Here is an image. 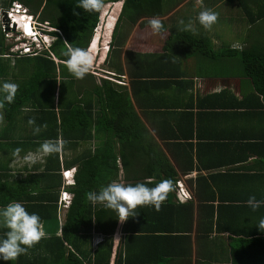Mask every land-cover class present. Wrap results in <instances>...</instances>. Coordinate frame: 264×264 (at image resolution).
<instances>
[{
  "label": "crops",
  "instance_id": "crops-1",
  "mask_svg": "<svg viewBox=\"0 0 264 264\" xmlns=\"http://www.w3.org/2000/svg\"><path fill=\"white\" fill-rule=\"evenodd\" d=\"M221 5L223 12L218 13L217 22L205 30L197 20L199 12ZM181 8V17H167ZM161 9L163 17L157 18L166 30L161 35H151L148 25L135 23L120 51L111 49L102 63L106 52L100 57L99 71L102 67L101 72L109 75L112 89L121 94L128 112L124 130L128 140L124 164L116 159L115 177L109 176L102 184L94 172L98 184L94 182L90 191L98 192L112 181L135 185L152 180L148 186L154 187L164 179L173 180L174 191L160 211L138 207V215L123 224L115 212L106 211L108 218L102 228L95 216L96 212L101 215L103 207L90 203L95 212L90 214L89 228L69 232L65 227L62 231L70 202L63 207L59 191L69 192L72 199L74 175H84L82 161L110 133L94 123L90 136L84 130L78 136L68 133L43 138L41 132L33 135L32 126L20 114L25 109L11 121L4 117L0 123V185L7 189L0 187V200L20 202L29 214L41 211L47 218L41 221L45 237L27 255L15 261L0 259V264H38L43 248L65 254L73 252L74 245L82 264H87L85 254L91 256L104 239L110 243L107 264H230L231 239L242 235L239 229L246 230L247 219L264 218V209L252 211L246 204L250 196L264 200V101L244 75L240 61L241 51L264 44V32L258 29L264 20H253L264 11V0H202V6L196 0H161ZM191 9L197 15L185 14ZM181 19L184 25L179 23ZM3 58L1 55L0 85L20 84L28 73L22 74L14 64L9 67ZM96 74L75 78L78 98L84 94L86 100L88 91L100 86L105 77ZM57 90L55 84L51 102L58 124V112H64L71 90L62 89L60 108ZM101 105H93L95 122ZM57 139L67 141L65 150L41 157L40 145ZM17 148L21 149L18 156L14 155ZM29 155L36 157L34 165L25 159ZM44 165L48 170H43ZM71 168L72 182L63 187L61 171ZM178 185L187 192L186 197L177 195ZM33 201L46 207H30ZM234 225L238 233L231 230ZM6 231L0 223V239Z\"/></svg>",
  "mask_w": 264,
  "mask_h": 264
},
{
  "label": "trees",
  "instance_id": "trees-1",
  "mask_svg": "<svg viewBox=\"0 0 264 264\" xmlns=\"http://www.w3.org/2000/svg\"><path fill=\"white\" fill-rule=\"evenodd\" d=\"M13 1H20V3L35 10L41 6L39 14L41 13L42 15L40 20L45 21L55 31L49 32L54 36V39L47 50L40 52V54L23 57L26 58V61H23L25 63L14 64L15 67L20 69L22 74H28L18 84L19 89L15 102L11 105L5 104L3 109L4 117L11 121L14 114L20 113L22 112L21 110L25 109V112L20 113L24 115V119L35 118L36 125H44V123L47 125L40 134L43 138L62 137L68 133L78 136L77 133L84 130L87 131V136H90V129L94 128V123L98 124L107 134L110 133L106 135L93 153L82 161L84 175H74L73 197L69 204L66 224L61 228L64 231L66 227L69 232H75L79 228L88 229L91 224L90 214L95 211H91L86 193L94 188V182L98 184V178L97 180L93 179V174L96 172L97 176L101 178L102 184L105 183L104 180L109 178V176L110 179H113L116 171V159L119 158L121 165L125 162V146L128 140L124 132L128 112L123 107L124 101L121 99V94H117L112 89L111 85L113 83L107 79H101L99 87L96 86V89L92 87L88 91L86 100L84 99V94L78 98V93L74 88L75 78L68 72L64 63L67 57L63 55V52L67 49L68 43L72 47L86 48L92 29L97 23L98 13H88L76 7L78 0H0V6L5 10ZM115 1L119 0H104V4ZM43 13L46 16H43ZM74 13H78V15ZM162 14L161 0H122L120 11L116 16L110 33L109 49L114 48L116 52L120 51L133 24L138 23L139 26L148 25V20H146L148 17H160ZM258 19L264 20V11H259L253 20ZM107 21H109V24L113 22L110 19ZM122 24L125 29L120 31ZM97 30L100 32L99 28ZM188 39L189 42L193 41L190 38ZM201 40L204 41V38H201ZM99 43L94 42V48H96V45L99 46ZM92 44H89V46H92ZM8 48L9 45L3 43V37L0 33V56L8 54ZM92 50L90 51L91 54ZM108 53H106V57ZM52 56L58 61L55 62ZM240 61L244 75L250 79L254 90L264 101V44L258 43L241 51ZM56 77H58L57 81ZM55 84L58 86L57 102L59 108L62 105H60L62 89L69 87L71 90V97L64 103L65 106L67 105L63 108L64 112L62 114L61 111L58 112V124L55 122L53 103L51 102ZM92 100L94 101L93 103ZM95 102L102 103V109L99 114L97 113L96 122L92 112ZM115 143L117 147H115ZM43 170H48L47 165L43 166ZM0 187L5 191L7 189L5 184L4 186L0 185ZM24 198L26 199V197ZM22 201L25 202V200ZM10 202L9 198L0 200V206H6ZM33 206L46 207L35 202L30 207ZM260 208L263 210L264 205ZM106 211L108 210L103 208L101 215L96 212L95 219L101 228L105 222L104 218L106 216L108 218ZM37 213H39L41 221H46L47 217L44 213L41 211ZM114 216L116 217V214ZM115 217L111 220L112 227L107 231L109 234L112 233ZM256 220L257 223H255ZM259 220L247 219L246 230L241 227L239 233L242 232V235L238 234L236 238L231 239L230 264H264V232H260L257 228ZM232 228V231L238 233L236 225ZM64 236L66 238L65 234ZM52 239L58 241L60 245L62 244L61 239L58 237L53 236ZM47 240L44 243H47ZM70 240L73 243L74 237ZM74 247L75 250L73 252L68 250L65 254L63 250L53 252L50 248H43L44 251L39 255L38 260L41 264H82L81 259L78 258L80 251L75 245ZM109 254L110 243L104 239L91 256L90 254H85V258L88 257L86 263L107 264ZM39 262L37 263L39 264Z\"/></svg>",
  "mask_w": 264,
  "mask_h": 264
},
{
  "label": "clouds",
  "instance_id": "clouds-1",
  "mask_svg": "<svg viewBox=\"0 0 264 264\" xmlns=\"http://www.w3.org/2000/svg\"><path fill=\"white\" fill-rule=\"evenodd\" d=\"M16 2L21 5L17 10L13 9L12 12H9L12 6L11 4V6L4 11L6 23L11 25L12 31L16 34V39L14 40L16 43L8 48V55L20 53L23 48L22 43L27 44L33 50L40 49V52L47 50L54 39V36L49 32L55 31V29L47 24L50 27L48 31L41 29L40 34L36 32L32 25V14H26L25 7L20 2ZM111 3L113 4V2ZM196 4L197 6H202V0H196ZM76 7L88 13H98V20L100 12L104 8V0H78ZM74 14L78 15V13ZM14 16L20 17L21 22L18 23ZM197 20L205 30H211L212 26L218 20V13L204 8L199 12ZM179 23L184 25V20L181 19ZM147 24L151 30V35H161L166 31L163 22L157 17L149 19ZM96 27L97 25L92 29L89 40L92 38L94 34L93 30ZM188 27L190 28L191 24H189ZM11 36L13 35L11 34L9 37ZM109 41L108 46L105 47V51L108 49L107 52L110 50ZM37 45H40V48H37ZM12 49L14 50L12 51ZM86 49L87 46L85 49H82L79 47H72L71 44L68 43L67 49L63 52V55L67 57L64 61L65 66L68 72L76 79L85 78V76L93 70L95 57ZM105 60L106 54L101 63ZM96 67H99L97 63ZM105 79L109 80L107 77H105ZM18 89L19 85L12 82H3L2 85H0V94H2V96H0V110L5 108V104L11 105L15 102ZM3 121L4 114L0 111V123H3ZM27 123L29 126H32L33 135H38L42 129L47 127L46 124L36 125L35 118H30ZM66 144L67 141H63L62 139H57L55 141L46 140L40 145L38 153L41 157L58 154L65 150ZM20 152L21 149L17 148L14 150V155L18 156ZM25 159L33 165L37 162L36 157L32 155H29ZM71 173L73 177V168ZM150 183H153V181L149 180L148 183H136L135 185L112 181L106 186H102L98 192L90 191L86 193V197L93 205L98 204L106 210L115 212L118 222L123 224L130 217L138 215L136 211L138 207L151 206L155 211H160L168 194L174 191V182L171 179L161 180L159 183H156L154 187H149L148 184ZM66 185L67 184L64 183L63 187ZM246 204L252 211H256L264 205V200H257L255 196H250ZM0 223L7 229L4 233V238L0 239V259L3 261H15L20 255H27L29 250L38 244L46 235L39 215L35 213L29 214L20 202H11L3 209H0ZM257 228L260 232H264V218L259 220Z\"/></svg>",
  "mask_w": 264,
  "mask_h": 264
},
{
  "label": "rangeland",
  "instance_id": "rangeland-1",
  "mask_svg": "<svg viewBox=\"0 0 264 264\" xmlns=\"http://www.w3.org/2000/svg\"><path fill=\"white\" fill-rule=\"evenodd\" d=\"M21 4L25 7L24 9H25L26 14L27 13L32 14V17H33L32 25H33V28L36 30V32H38L40 34L41 29L46 30V31H48L50 29V27L46 24L45 21L40 20L41 15H42L41 13L39 14L41 6L38 7L37 10H35V9L30 8V6L24 5L23 3H21ZM121 4H122V0H121ZM10 6H11V3L9 4V6L5 10H7ZM186 6H187V4L184 7H186ZM221 7H222V5L214 8V9H211V10L215 13H220V12L222 13L223 11H222ZM120 8H121L120 4L115 5V4H112L111 2H108V3L104 4V8L101 11L102 13H101L100 19L98 17L96 25L100 29V32L97 29L95 30L94 34L92 35V39L89 43V44H92V43L93 44H92V46H88L86 49L89 52L93 49L92 55L95 57L94 67H93V70L90 72L91 74L97 73L96 75L100 74V75H102V77H108L109 78L108 74L101 72V70L103 69L102 67H100L101 68L100 71H99V67H98V70H96L97 69L96 63L97 64L99 63V61L101 60V58H100L101 55H104L105 52L107 51V50L105 51V47H107L108 35H110V31L112 29L115 17L117 15V13L120 11ZM183 8H181L179 11L171 12L167 17L168 18H174V16L181 17V10H183ZM5 10H3L2 7L0 6V33L2 34V37H3V43L6 45H9V47H10L16 43V41H14L16 39V37H15L16 34L12 31L13 29L11 28V25L6 23V16L4 15ZM186 13L187 14L190 13L191 15H194V13H195V15H197L196 11H193L192 9L189 11H185V14ZM43 16H46V15L43 13ZM142 17H144V16H142ZM109 19L111 21L113 20L112 24H109V21H107ZM120 23H122V21H120ZM124 29L125 28L123 27V24H122L120 26L119 30L123 31ZM258 29H260L264 32V21L261 22L260 25H258ZM221 30H222V27H221ZM218 32L221 33V31H218ZM11 34L13 36L9 37ZM248 34L252 35L253 30H250ZM94 42L95 43L100 42L99 43L100 45L99 46L96 45V48H94ZM4 57L5 58H3V59H5V61L9 67H12V65L15 63H17L19 65V64H22L23 61H26L25 60L26 58H23L22 56H18L17 53L9 54V55L6 54V55H4ZM19 59H21V60H19ZM18 60H19V62H17ZM56 61H58V60H55V62ZM23 63H25V62H23ZM7 80H9V79H7Z\"/></svg>",
  "mask_w": 264,
  "mask_h": 264
},
{
  "label": "built area",
  "instance_id": "built-area-1",
  "mask_svg": "<svg viewBox=\"0 0 264 264\" xmlns=\"http://www.w3.org/2000/svg\"><path fill=\"white\" fill-rule=\"evenodd\" d=\"M12 6L10 7V11L12 12V10H17L19 6H21L19 3L12 2L11 3ZM23 44V48L21 49L20 53H18V56H33L36 54H40V49H31V47H29L27 44L22 43ZM37 48H40V45H37ZM14 49H12L13 51ZM72 168L71 169H66L64 171H61V175L64 178V183L65 184H69L72 182ZM179 184V183H177ZM177 195L182 198V197H186L187 196V192L180 186L178 185V190H177ZM70 197L71 194L68 193L65 190H60L59 191V203L61 202L62 206L65 207L69 204L70 202Z\"/></svg>",
  "mask_w": 264,
  "mask_h": 264
},
{
  "label": "bare ground",
  "instance_id": "bare-ground-1",
  "mask_svg": "<svg viewBox=\"0 0 264 264\" xmlns=\"http://www.w3.org/2000/svg\"><path fill=\"white\" fill-rule=\"evenodd\" d=\"M113 4H120L121 5V1L119 0V1H116V2H113ZM101 13L102 12H100V15H99V19H100V16H101ZM14 18H15V20L18 22V23H20L21 21H20V17H17V16H14ZM116 18V17H115ZM115 21V20H114ZM113 27V26H112ZM98 27H96L94 30H93V33L95 32V30L97 29ZM110 33H111V31H110ZM92 39V38H91ZM108 41H109V39H108ZM107 41V42H108ZM108 50V49H107ZM107 52V51H106ZM99 64V63H98ZM97 70H98V67H97Z\"/></svg>",
  "mask_w": 264,
  "mask_h": 264
},
{
  "label": "water",
  "instance_id": "water-1",
  "mask_svg": "<svg viewBox=\"0 0 264 264\" xmlns=\"http://www.w3.org/2000/svg\"><path fill=\"white\" fill-rule=\"evenodd\" d=\"M90 40H91V39H90ZM90 40H89V42H88V44H87V47L89 46Z\"/></svg>",
  "mask_w": 264,
  "mask_h": 264
}]
</instances>
